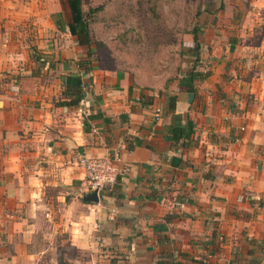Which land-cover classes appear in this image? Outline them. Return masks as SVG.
<instances>
[{
	"label": "crops",
	"instance_id": "crops-1",
	"mask_svg": "<svg viewBox=\"0 0 264 264\" xmlns=\"http://www.w3.org/2000/svg\"><path fill=\"white\" fill-rule=\"evenodd\" d=\"M208 1L143 84L92 61L58 0H0V264L54 263L60 236L68 264H264V0ZM79 155L126 170L98 202Z\"/></svg>",
	"mask_w": 264,
	"mask_h": 264
},
{
	"label": "rangeland",
	"instance_id": "rangeland-1",
	"mask_svg": "<svg viewBox=\"0 0 264 264\" xmlns=\"http://www.w3.org/2000/svg\"><path fill=\"white\" fill-rule=\"evenodd\" d=\"M58 2L65 10L66 0ZM208 2L82 0L81 8L89 21L90 59L110 70L127 71L143 84L162 80L180 65L184 38L198 28L202 7H212ZM97 8L100 9L90 13ZM57 245L62 246L58 249V260L43 264H68L62 256L65 252H61L67 246L63 237L60 236Z\"/></svg>",
	"mask_w": 264,
	"mask_h": 264
},
{
	"label": "trees",
	"instance_id": "trees-1",
	"mask_svg": "<svg viewBox=\"0 0 264 264\" xmlns=\"http://www.w3.org/2000/svg\"><path fill=\"white\" fill-rule=\"evenodd\" d=\"M81 5L82 0H66L65 10L67 11V15L65 24L71 37L77 42V44L88 50V55L90 58L91 36L89 30L88 15L84 14ZM99 9L100 8L92 9L90 10V13H94ZM195 36L196 35H194V37ZM63 96L64 98L69 100L64 101L62 103L63 105L76 106L82 102L84 91L82 88V80L79 75H69L65 78ZM190 129L191 127L189 126L188 128L174 129L172 132L173 140L178 141L182 138H189L191 135Z\"/></svg>",
	"mask_w": 264,
	"mask_h": 264
},
{
	"label": "built area",
	"instance_id": "built-area-1",
	"mask_svg": "<svg viewBox=\"0 0 264 264\" xmlns=\"http://www.w3.org/2000/svg\"><path fill=\"white\" fill-rule=\"evenodd\" d=\"M160 118V109L155 110V119ZM76 164L80 166L85 173L86 188L88 193L96 192L97 197L105 190L113 188L121 173L109 158H97V157H87L84 155H79L76 158ZM182 207V205H179Z\"/></svg>",
	"mask_w": 264,
	"mask_h": 264
},
{
	"label": "water",
	"instance_id": "water-1",
	"mask_svg": "<svg viewBox=\"0 0 264 264\" xmlns=\"http://www.w3.org/2000/svg\"><path fill=\"white\" fill-rule=\"evenodd\" d=\"M85 201L87 202H98V197H97V194L96 192H93L91 194H88L85 198H84Z\"/></svg>",
	"mask_w": 264,
	"mask_h": 264
}]
</instances>
